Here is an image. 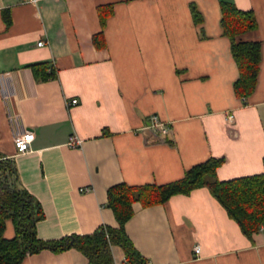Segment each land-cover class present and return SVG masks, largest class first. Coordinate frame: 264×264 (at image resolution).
Masks as SVG:
<instances>
[{
    "label": "crops",
    "instance_id": "1",
    "mask_svg": "<svg viewBox=\"0 0 264 264\" xmlns=\"http://www.w3.org/2000/svg\"><path fill=\"white\" fill-rule=\"evenodd\" d=\"M224 2L257 22L241 36L261 46L246 99L233 88L238 69L221 26ZM106 6L112 11L101 28L98 9ZM36 63L52 65L57 77L36 81L29 68ZM0 76L13 88L9 107L0 93V162L14 161V186L39 203L42 241L117 228L107 206L117 184L164 185L210 158L224 159L219 181L263 172L264 0H0ZM18 128L34 133L25 154L13 146ZM132 210L125 232L148 264H264V229L246 238L206 188ZM13 236L7 220L4 237ZM111 254L108 264H125L120 247ZM20 264L88 260L75 249L42 250Z\"/></svg>",
    "mask_w": 264,
    "mask_h": 264
},
{
    "label": "trees",
    "instance_id": "2",
    "mask_svg": "<svg viewBox=\"0 0 264 264\" xmlns=\"http://www.w3.org/2000/svg\"><path fill=\"white\" fill-rule=\"evenodd\" d=\"M221 26L230 43V53L238 69L233 84L235 95L241 99L249 97L256 88L261 60V46L256 41H244L241 36L257 28L251 11H241L232 3L220 4ZM111 7H99L101 28L111 14ZM191 12L197 23L200 18L194 6ZM6 25L10 23L8 11L3 12ZM102 31L92 40L98 46ZM36 81L55 79L56 70L48 63L29 66ZM223 158H210L187 170L179 180L164 184L129 186L117 184L107 190V206L113 212L117 228L101 226L91 234L69 235L56 241L37 238L36 224L44 218L38 202L25 190L14 186L17 179L14 161L0 162V264H20L27 255L42 250L60 253L69 249L81 252L88 264H108L112 261L111 248L118 246L124 253L125 264H146L125 232V223L132 217V205L139 203L143 208L165 204L172 196L189 195L193 190L206 188L210 195L224 208L242 234L252 236L264 229V159L263 172L258 175L219 181L216 171ZM15 177V178H14ZM7 178L12 182L8 183ZM10 220L14 227L12 239L4 237L5 222Z\"/></svg>",
    "mask_w": 264,
    "mask_h": 264
},
{
    "label": "built area",
    "instance_id": "3",
    "mask_svg": "<svg viewBox=\"0 0 264 264\" xmlns=\"http://www.w3.org/2000/svg\"><path fill=\"white\" fill-rule=\"evenodd\" d=\"M29 2H36V0H27ZM38 46H44L45 43L40 41L37 43ZM0 93L2 96V99L4 102H6V105H10L11 98L13 96V88L10 83V81L5 76H0ZM77 103L76 100L71 101L70 104L75 105ZM16 115H12V118H16ZM232 117H229V120H231ZM154 127L157 126V119H153ZM163 133H166L165 130H163ZM12 139H13V146L16 151V154H25L28 152L30 145L32 141L34 140V133L31 130L27 129H21L18 128L16 130H13L12 133ZM68 145L72 148H78L81 145V141L75 137H71L69 139ZM194 254H199V247H194ZM125 263V262H124ZM148 264V263H146Z\"/></svg>",
    "mask_w": 264,
    "mask_h": 264
}]
</instances>
